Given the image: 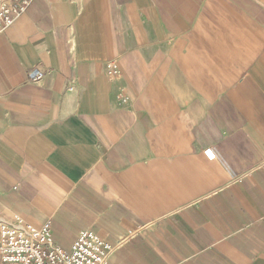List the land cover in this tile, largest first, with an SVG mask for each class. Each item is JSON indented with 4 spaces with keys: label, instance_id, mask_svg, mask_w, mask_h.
<instances>
[{
    "label": "crops",
    "instance_id": "1",
    "mask_svg": "<svg viewBox=\"0 0 264 264\" xmlns=\"http://www.w3.org/2000/svg\"><path fill=\"white\" fill-rule=\"evenodd\" d=\"M263 160L264 0H33L0 35V218L64 251L264 264Z\"/></svg>",
    "mask_w": 264,
    "mask_h": 264
},
{
    "label": "built area",
    "instance_id": "2",
    "mask_svg": "<svg viewBox=\"0 0 264 264\" xmlns=\"http://www.w3.org/2000/svg\"><path fill=\"white\" fill-rule=\"evenodd\" d=\"M33 0H0V35L22 14ZM110 75L117 74L114 62L107 65ZM257 169L264 171V160ZM113 248L90 231L80 232L64 251L53 240L49 222L39 227L19 218H0L1 264H109Z\"/></svg>",
    "mask_w": 264,
    "mask_h": 264
},
{
    "label": "rangeland",
    "instance_id": "3",
    "mask_svg": "<svg viewBox=\"0 0 264 264\" xmlns=\"http://www.w3.org/2000/svg\"><path fill=\"white\" fill-rule=\"evenodd\" d=\"M108 65V64H107ZM87 231V230H86ZM82 232H84V231H82ZM91 232V231H90ZM93 233V232H92ZM94 234V233H93ZM95 235V234H94ZM97 236V235H96ZM98 237V236H97ZM99 238V237H98ZM103 241V240H102ZM105 242V241H104ZM74 243V242H73ZM72 243V244H73ZM107 243V242H106ZM108 244V243H107ZM113 248V247H112ZM113 251H114V248H113ZM111 257V256H110ZM109 264H110V259H109Z\"/></svg>",
    "mask_w": 264,
    "mask_h": 264
}]
</instances>
